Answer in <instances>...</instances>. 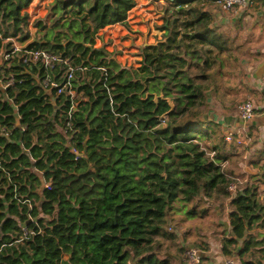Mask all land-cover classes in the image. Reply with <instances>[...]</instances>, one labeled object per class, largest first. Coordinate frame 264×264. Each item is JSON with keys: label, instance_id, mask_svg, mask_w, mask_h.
<instances>
[{"label": "trees", "instance_id": "16d2710c", "mask_svg": "<svg viewBox=\"0 0 264 264\" xmlns=\"http://www.w3.org/2000/svg\"><path fill=\"white\" fill-rule=\"evenodd\" d=\"M32 1L0 0V78L22 80L6 91L0 83V159L10 174L0 166V264H187L185 236L177 224L168 231L177 203H193L186 213L194 217L204 201L228 199L233 210L221 233L222 254L264 264V232H252L255 223L264 226V203L251 183L264 174L246 173L250 181L239 182L230 197L239 174L224 167L238 160L241 136L231 132L226 140L210 104L238 55L230 38L210 26L199 0H168L189 3L192 18L168 40L143 47L137 68L95 47L99 31L125 24L137 0H54L33 24L36 37L24 11ZM15 42L61 54L76 68L70 139L69 95L45 89V69L27 67L23 51L8 66ZM67 68L57 66L55 77L63 80ZM204 138L211 144L203 147ZM69 141L81 151L78 159ZM253 161L257 169L259 158ZM207 261L202 256L199 264Z\"/></svg>", "mask_w": 264, "mask_h": 264}, {"label": "crops", "instance_id": "0c3cea01", "mask_svg": "<svg viewBox=\"0 0 264 264\" xmlns=\"http://www.w3.org/2000/svg\"><path fill=\"white\" fill-rule=\"evenodd\" d=\"M54 0H33L27 7L25 12H30L37 7L40 11L39 15L47 16L49 11L46 5L53 3ZM257 3L251 10L244 12L226 11L216 6L210 0H199V8L210 16L211 27L218 29L230 39V47L234 48V52L238 55V61L232 69V72L227 74V81L223 84V92L212 94L210 104L215 102L223 104L222 107L228 106L227 100L222 99L226 96L231 102L237 97L236 89L244 90L246 95H253L261 99L256 102L255 117L245 125L237 126L240 122L238 111L234 110L223 116L224 119H219L223 122L225 130L232 133H238L244 142L257 140L254 151V156L259 160L264 159V75L257 78L256 71L259 64L264 61V0H256ZM53 5V4H52ZM189 3L183 6H174L168 0H137L136 6L128 15V20L125 24L115 23L102 28L96 36L95 47H105L106 49L118 48L123 51L122 57H115L119 62L126 66L139 67L142 59L141 51L143 47L157 44L160 41L168 40L173 35V28L180 30V24L191 19L192 16L186 14V8ZM50 10V8H49ZM31 20V19H29ZM175 20H177L175 22ZM33 21V20H32ZM35 20L30 22L32 28ZM33 35V34H32ZM36 37V35H33ZM130 41V42H129ZM129 42V43H128ZM142 42V46H137V43ZM25 46L24 44H22ZM139 53L133 56V51ZM130 51V52H129ZM127 53H130L129 55ZM135 53V52H134ZM15 56V55H14ZM6 59L8 66L12 63ZM121 56V55H120ZM127 57V58H125ZM136 58L138 61L132 62ZM128 59V63L126 60ZM133 63V64H132ZM243 65V68L239 64ZM10 69L9 71H11ZM38 76V75H36ZM227 91V92H226ZM235 96V97H233ZM213 97V99H212ZM247 100V99H246ZM52 103L55 99H51ZM216 114V113H215ZM217 115V114H216ZM227 133V132H226ZM250 134V136H249ZM250 137V138H249ZM249 138V139H248ZM254 169V167H252ZM176 227V226H175ZM176 229V228H175ZM217 258H212V263L223 262L225 257L222 251L216 254Z\"/></svg>", "mask_w": 264, "mask_h": 264}, {"label": "rangeland", "instance_id": "374dc122", "mask_svg": "<svg viewBox=\"0 0 264 264\" xmlns=\"http://www.w3.org/2000/svg\"><path fill=\"white\" fill-rule=\"evenodd\" d=\"M46 8L48 11L50 8V4L46 5ZM45 17V16H44ZM43 14L40 15L37 18H44ZM31 33L33 35L36 34V28L34 26H32L31 28ZM130 42V41H129ZM128 42V43H129ZM15 44L17 45H22L19 42H15ZM14 44V45H15ZM138 47L142 46V42L137 43ZM112 56L114 57H122L123 56V51L119 50L118 48H113V49H107ZM136 51H133V56H137L139 53ZM130 52V51H129ZM135 52V53H134ZM128 55L130 53H127ZM121 55V56H120ZM127 58V57H125ZM134 61H138V59L134 58L132 60V62ZM126 63H128V59L126 60ZM133 64V63H132ZM239 66L241 68H243L242 63L239 64ZM237 93L236 96L234 98V101L231 102L229 100V98L232 96H226L229 98H222V99H226L227 100V105L226 107H222L223 104L221 103H213L212 104V108H215V112H216V117L219 119H224L223 116H225L226 114L230 113L231 111H238V107L241 103L245 102L246 99L251 98L254 103H256L257 101H259V99H261V94H259L256 96L251 95H246V92H244V90L239 91L240 89H236ZM213 99V97H212ZM250 136V134H249ZM250 138V137H249ZM248 138V139H249ZM257 143H260V141L254 140L252 141V138L249 139V141L247 140V142H245L242 145L237 144V148H238V154H239V158L236 161V163H228L226 162V166L224 167V169L228 168V169H233L238 171L239 174V178L241 180H244L243 182L246 181H250L249 176L246 174L248 173L246 169V167H253L251 163H253V160L258 159L257 157L254 156L256 154H254V151H256L257 148H255V146ZM200 144L204 147L207 144L210 145L211 142L207 139L204 138L203 140L200 141ZM211 153V152H210ZM209 153V154H210ZM212 155V153H211ZM254 155V156H253ZM248 156V160H245L244 157ZM257 172H260V174H264V159L263 160H259V167H257V169H254ZM251 174V173H248ZM259 173L256 174H252V175H258ZM262 177L256 176L254 178H251V183H254L255 185L258 186V190L260 191L259 193V198L261 200V202L264 203V180L262 179ZM242 190L244 188V185H241ZM235 196V195H233ZM230 194V197H233ZM205 199V198H204ZM203 199V201H204ZM208 201H204L203 203L199 204L198 208H197V215L194 217H190L186 212L193 206L192 204L187 205V207L183 208L181 207V204L177 203V212L174 213V219H172V221L170 222V227H168V231L172 232L174 231V229H172V227H174V225H178L179 229H176V231L178 232V234L180 236H185V241L183 242L186 250L183 253V258L188 260V256H187V250L190 249L191 246H194L198 251L199 254L202 256H207L208 259V263L209 264H226V260L231 258V257H224L223 258V262L219 263L217 262H213L212 263V258H217L216 254L219 253L220 251H222V236L221 233H223L226 229H229V214L230 212L233 210V206L230 204L229 199L228 200H223L222 205L219 203V205L217 203H210V207L209 205H206ZM205 208H209L208 213L206 215H203L201 210H204ZM219 214V216H218ZM220 217V218H219ZM257 223H255L253 225V229L252 232L256 235L260 234L261 232H264V226L260 227L258 225H256ZM197 245V246H196ZM199 245V246H198ZM208 246V250H203L204 247ZM172 247V245H171ZM172 251H176V248L173 247ZM239 264L240 263V259H237ZM176 263V262H175ZM176 264H179L178 262Z\"/></svg>", "mask_w": 264, "mask_h": 264}, {"label": "built area", "instance_id": "2783aa9c", "mask_svg": "<svg viewBox=\"0 0 264 264\" xmlns=\"http://www.w3.org/2000/svg\"><path fill=\"white\" fill-rule=\"evenodd\" d=\"M216 6H219L223 10L226 11H232V12H244V10H251L255 4L257 3L256 0H211ZM39 10L37 7L33 8L30 12H27L29 14L30 22H33L34 20L39 17ZM131 10L129 11L128 15L130 14ZM33 20V21H32ZM128 20V18H127ZM123 50V49H122ZM23 51L21 54V59L23 63L29 67V68H44L46 73L45 75L40 79V83L45 89H55L56 94L59 96L63 93H66L70 97L71 106L67 113V120H66V132L70 131V137L72 134L76 132V129L73 125V112L77 107L78 104V94L74 88L73 85V78H74V71L76 68H74L70 64V59L68 57H64L61 54H58L56 52H53L48 49L38 48V49H24L23 45H14V48L11 52L6 54V59L11 60L14 55H16L18 52ZM66 64L68 66L67 68V74L63 77V80H58L55 75L54 71L57 66ZM22 80H17L15 78L14 74H10L8 77H2L0 78V83L2 88L6 91L11 87H15L17 83H21ZM255 109H256V103L249 98L245 102L241 103L238 107V113L239 117L247 122L251 121L255 117ZM18 117L20 118L21 115L18 113ZM2 131L5 134H8V130L3 127ZM227 141L232 140V134L231 132L227 133L226 136ZM244 140L242 137L238 139L237 144L242 145L244 144ZM69 145L72 149V152L76 155V159H78L80 156H82L81 151L74 145V142L69 141ZM245 160H248V156L244 157ZM0 166L3 170H5L8 175L9 172L2 166V162L0 159ZM242 182V180L237 177L236 181L231 182L228 186V190L231 194V196L235 195L238 191V183ZM44 187L47 189H52L51 182H45ZM22 202H29L28 199L21 200ZM30 204V202H29ZM32 205H30L31 207ZM25 234H28L29 231L26 227H24ZM187 256L188 260L186 259L187 264H199L201 261V255L199 254V251L194 247L191 246L190 249L187 250ZM226 264H239L237 257H231L226 260Z\"/></svg>", "mask_w": 264, "mask_h": 264}, {"label": "water", "instance_id": "95a60500", "mask_svg": "<svg viewBox=\"0 0 264 264\" xmlns=\"http://www.w3.org/2000/svg\"><path fill=\"white\" fill-rule=\"evenodd\" d=\"M54 5H55V4H54ZM50 9H51V8H50ZM255 74H256V77H257V78L263 77V75H264V61H262V62L259 64V66H258L257 71H256ZM161 96H163V95H161ZM158 100H159V96L156 95V96H155V101L158 102ZM168 101H169L171 107L173 108V107H174V103L172 102V99H171V98H168ZM163 118H164V116H163ZM239 120H240V122L237 124V126L245 125L246 123H249V122H247V121H245V120H243V119H241V118H240ZM226 132L229 133V130H227ZM87 142H88V137H87L86 140L84 141V146H85V150H84V152H86V150H87ZM246 170H247L248 173H251V174H256V173H257L256 170L252 169V168L249 167V166L246 167Z\"/></svg>", "mask_w": 264, "mask_h": 264}, {"label": "clouds", "instance_id": "9594fccd", "mask_svg": "<svg viewBox=\"0 0 264 264\" xmlns=\"http://www.w3.org/2000/svg\"><path fill=\"white\" fill-rule=\"evenodd\" d=\"M244 169H246V168H244Z\"/></svg>", "mask_w": 264, "mask_h": 264}]
</instances>
